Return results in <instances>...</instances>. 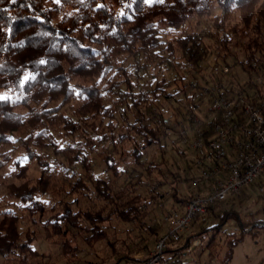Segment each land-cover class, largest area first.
<instances>
[{"label":"trees","instance_id":"obj_1","mask_svg":"<svg viewBox=\"0 0 264 264\" xmlns=\"http://www.w3.org/2000/svg\"><path fill=\"white\" fill-rule=\"evenodd\" d=\"M190 20L195 22L192 29ZM164 29L179 34L167 42V56H160ZM211 41L224 61L234 55L236 43L246 54L241 65L249 75L264 69V0H0V91L10 94L0 99V172L13 161L14 150L4 147L16 145L24 150L16 162L18 177L27 174V163L41 169L38 178L9 186V193L32 223L38 222L35 215L51 213L43 227L49 238H65L67 256L78 253L75 231L88 234L86 242L93 247L109 239L106 227L114 219L142 222L145 199L134 194L133 187L151 184L156 170L153 162L144 161V150L157 146L165 155L164 134L156 122L148 123L147 114L156 99L171 97L164 74L154 83L145 75L169 70L178 50L181 60L199 68L213 49ZM122 56L143 62L118 66L116 59ZM256 84L251 80L248 87L257 89ZM129 113L135 114L134 121L118 133L119 115L126 118ZM124 146L130 148L122 151ZM95 149L115 180L130 169H142L150 182L140 175L117 189L113 180L98 178ZM47 150L51 155L45 156ZM173 187V198L185 205L188 199H178L176 184ZM70 196L75 200L68 201ZM81 196L102 206L75 210ZM51 197L59 200L51 204ZM6 212L0 222V264H10L12 256L28 264L36 238L29 230L21 233L14 210ZM217 218V232L231 219L245 226L233 210ZM191 242L184 247L190 248ZM240 242L227 243L224 262L229 264Z\"/></svg>","mask_w":264,"mask_h":264},{"label":"rangeland","instance_id":"obj_2","mask_svg":"<svg viewBox=\"0 0 264 264\" xmlns=\"http://www.w3.org/2000/svg\"><path fill=\"white\" fill-rule=\"evenodd\" d=\"M155 1L152 0L149 4ZM214 11L218 13L220 8L216 5ZM192 20L189 22L191 26L187 25L191 29L195 27V22H192ZM178 34V31L164 29L162 37L165 43L159 52L160 56H167L165 51L167 42L173 40ZM212 44V51L206 60L201 63V66L194 71L184 68L183 62L186 59H180L181 53L178 50L177 58L173 59V66L169 67V70L161 73H157V70L153 73L150 71L148 75H145V79L150 80L152 78L154 83L164 74L169 80L166 89L171 95L168 99L162 97L154 101L147 114L151 120L148 123L152 122L154 124L158 120L166 119L176 130L182 125L191 127L190 118L193 112L201 111V113L208 114V104L205 98L197 91L193 92L190 89L193 83L220 82L226 88H230V93L233 95L242 92L243 87L253 88V86L248 87L249 81L257 82V78L260 76L264 78V69L253 72L251 75L244 70L241 62L246 61V54L240 51V47L236 43H233L231 48L234 55L226 61L217 55L216 43L213 42ZM142 62V59L136 60L129 56L116 59L118 66L129 68ZM224 68L229 69L227 74L223 73ZM255 86L258 90V84ZM9 95L8 91H0V97H8ZM133 115L135 114L129 113L126 118L119 115L118 133L126 132L129 123L135 119ZM162 138L165 146L164 158L157 146L148 147L144 150V161L155 164L156 170L154 169L155 172L151 177L152 183L133 187L135 188L133 189L134 194H140L145 199L142 222L124 223L119 219H114L111 225L106 227L109 239L99 242L93 247H90L86 242L88 234L75 231L76 241L73 246L78 248L75 257L72 255L67 256L63 252L65 238L58 235L48 237L42 222L50 218L51 213H47L44 217L35 215V220L38 222L32 223L28 219V213L22 212L14 205V199L9 193V186L20 185L25 181L24 178H38L41 169L34 163H27L29 164L27 174L24 178L18 177L17 174L20 170L16 162L22 158L24 150L17 145L4 147V151H14H12V163L0 172V222L7 214L6 211L12 209L19 217L18 226L21 233H26L28 230L33 233L34 238H36L33 245L34 258H30L28 264H116L118 258L121 257H126V259L120 264H137L139 261L146 260L154 250L158 240L166 233L167 228L164 219L168 210H183L184 205L177 202L172 196L174 193L173 186L176 184L178 199L182 201L189 199L193 194L192 180L197 174L194 166L196 154L192 150L182 147L174 137L163 135ZM61 144L64 145V143ZM125 148L124 146L121 150L123 151ZM129 148L130 146H127L126 149ZM44 153H46L45 156L51 155V150ZM94 158L96 176L113 180L117 189L124 188L130 181L135 182L140 175L144 180L149 181L142 169H130L125 177L117 181L114 179L112 172L106 168L96 149L94 150ZM158 183H161L162 186L157 187ZM203 188L199 187V191H203ZM128 189L130 191L132 188ZM130 192L132 195V191ZM75 198L70 196L67 199L73 201ZM44 200L43 198L42 201ZM50 200L52 204L59 198L53 199L51 197ZM97 203V205H91L88 199L81 196L74 205L75 210L87 207L96 211L102 206L100 202ZM227 210H233L239 214L240 221L245 225L244 228L239 225L238 220L231 219L220 231L217 232L214 229L219 222L217 216L220 217ZM208 230L211 232L207 233ZM199 235H202V237ZM211 237L214 238V245L208 247ZM233 239H240L241 242L234 248L233 258L229 264H264V180L263 182L259 181L230 200L220 203L213 208V211L199 215L189 229L169 244L168 250H171V252L165 253V264H227L226 261L224 262L225 255L228 252L227 243ZM188 240L192 241L191 246L185 248L184 246ZM115 251H118V253ZM17 258V256H12L9 260L10 264H24ZM2 261L3 259H1Z\"/></svg>","mask_w":264,"mask_h":264},{"label":"built area","instance_id":"obj_3","mask_svg":"<svg viewBox=\"0 0 264 264\" xmlns=\"http://www.w3.org/2000/svg\"><path fill=\"white\" fill-rule=\"evenodd\" d=\"M183 63L187 70H195L192 62ZM253 67L259 69L260 65L254 63ZM228 72V68L223 69L224 74ZM257 84L264 89L262 76ZM190 89L205 98L208 114L193 112L191 127L182 125L175 130L168 120L161 119L156 121V128L196 154L193 194L183 210H168L165 235L139 264H165L163 257L169 244L199 215L264 180V91L243 87L242 92L232 95L220 82L193 83ZM199 187L204 190L199 191Z\"/></svg>","mask_w":264,"mask_h":264},{"label":"snow or ice","instance_id":"obj_4","mask_svg":"<svg viewBox=\"0 0 264 264\" xmlns=\"http://www.w3.org/2000/svg\"><path fill=\"white\" fill-rule=\"evenodd\" d=\"M149 2H152V0H149ZM157 2L163 3V0H157ZM57 3H59V0H57ZM41 63H44V61H41ZM0 99H6V97H0Z\"/></svg>","mask_w":264,"mask_h":264}]
</instances>
